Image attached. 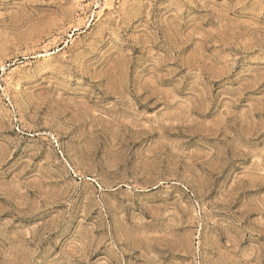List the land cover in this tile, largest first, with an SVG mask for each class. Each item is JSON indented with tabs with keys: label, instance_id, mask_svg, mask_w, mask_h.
<instances>
[{
	"label": "rangeland",
	"instance_id": "374dc122",
	"mask_svg": "<svg viewBox=\"0 0 264 264\" xmlns=\"http://www.w3.org/2000/svg\"><path fill=\"white\" fill-rule=\"evenodd\" d=\"M0 264H264V0H0Z\"/></svg>",
	"mask_w": 264,
	"mask_h": 264
}]
</instances>
